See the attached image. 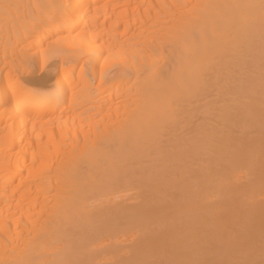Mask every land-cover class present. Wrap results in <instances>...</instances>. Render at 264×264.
<instances>
[{
	"label": "bare ground",
	"instance_id": "bare-ground-1",
	"mask_svg": "<svg viewBox=\"0 0 264 264\" xmlns=\"http://www.w3.org/2000/svg\"><path fill=\"white\" fill-rule=\"evenodd\" d=\"M0 264H264V0H0Z\"/></svg>",
	"mask_w": 264,
	"mask_h": 264
}]
</instances>
